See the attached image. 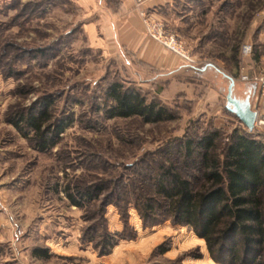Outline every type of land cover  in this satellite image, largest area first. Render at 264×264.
Returning <instances> with one entry per match:
<instances>
[{"label": "rangeland", "instance_id": "374dc122", "mask_svg": "<svg viewBox=\"0 0 264 264\" xmlns=\"http://www.w3.org/2000/svg\"><path fill=\"white\" fill-rule=\"evenodd\" d=\"M176 9L194 17L185 34L158 20L196 62L181 60L179 77L151 80L90 45L72 0H0V264H223L189 227L143 206L160 200L162 164L200 187L197 151L187 158L184 142L216 132L221 158L235 129L264 138V129L249 131L226 108L222 74L234 79L235 96L250 94L252 109L256 89L241 77L264 75V0H181ZM112 81L134 86L174 117L106 118ZM45 100L42 129L54 143L41 149L24 118ZM85 190L89 198L78 194ZM35 247L49 257L34 256Z\"/></svg>", "mask_w": 264, "mask_h": 264}, {"label": "trees", "instance_id": "16d2710c", "mask_svg": "<svg viewBox=\"0 0 264 264\" xmlns=\"http://www.w3.org/2000/svg\"><path fill=\"white\" fill-rule=\"evenodd\" d=\"M104 97L106 118L136 116L144 122L155 123L174 117L158 101H146L137 88L119 81L108 84ZM42 103L40 110L25 115L24 119L35 131L40 148L44 149L54 141L44 136L42 126L48 119L49 102ZM64 127L57 126L52 137H57ZM216 138V132L207 133L181 146L187 158L197 151L202 180L199 188L191 179L179 174L175 165L162 164L155 183V193L160 200L150 197L143 209L145 213L164 209L173 222L189 227L203 238L216 261L264 264V138L258 139L250 132L235 129L221 158L216 153ZM78 194L90 196L89 190L78 191ZM71 203L78 205L72 198ZM32 254L39 258L49 257L48 251L39 247L33 248Z\"/></svg>", "mask_w": 264, "mask_h": 264}, {"label": "crops", "instance_id": "0c3cea01", "mask_svg": "<svg viewBox=\"0 0 264 264\" xmlns=\"http://www.w3.org/2000/svg\"><path fill=\"white\" fill-rule=\"evenodd\" d=\"M72 1L83 18L90 45L98 48L106 58L129 60L135 76L152 80L168 73L179 77L186 71V65L174 53L145 36L134 0ZM178 1L181 0H147L144 7L152 17L178 25L183 33L194 17L177 10Z\"/></svg>", "mask_w": 264, "mask_h": 264}, {"label": "built area", "instance_id": "2783aa9c", "mask_svg": "<svg viewBox=\"0 0 264 264\" xmlns=\"http://www.w3.org/2000/svg\"><path fill=\"white\" fill-rule=\"evenodd\" d=\"M147 0H134L135 9L142 18V22L147 36L161 44L168 51L174 53L180 60L187 64L195 63L196 60L189 55V51L184 47L182 41L174 34L167 33L163 22L146 15L144 4ZM245 50L248 49L246 46ZM241 80L254 86L255 101L252 110L255 112L254 128L264 129V75L249 77L243 74ZM20 233V230L17 231Z\"/></svg>", "mask_w": 264, "mask_h": 264}, {"label": "water", "instance_id": "95a60500", "mask_svg": "<svg viewBox=\"0 0 264 264\" xmlns=\"http://www.w3.org/2000/svg\"><path fill=\"white\" fill-rule=\"evenodd\" d=\"M223 76L228 79L227 93H226V108L233 113L244 126L252 131L254 129L255 112L251 109L249 96L246 95L244 98L235 96L233 89L235 81L226 73Z\"/></svg>", "mask_w": 264, "mask_h": 264}, {"label": "flooded vegetation", "instance_id": "af4514ba", "mask_svg": "<svg viewBox=\"0 0 264 264\" xmlns=\"http://www.w3.org/2000/svg\"><path fill=\"white\" fill-rule=\"evenodd\" d=\"M247 95V94H246ZM248 96L250 97V94H248Z\"/></svg>", "mask_w": 264, "mask_h": 264}]
</instances>
